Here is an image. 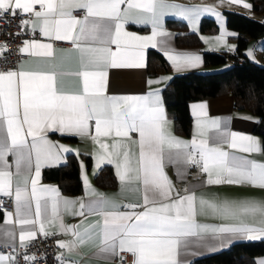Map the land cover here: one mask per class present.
<instances>
[{
  "label": "snow or ice",
  "instance_id": "6c2138e0",
  "mask_svg": "<svg viewBox=\"0 0 264 264\" xmlns=\"http://www.w3.org/2000/svg\"><path fill=\"white\" fill-rule=\"evenodd\" d=\"M228 2L252 8L246 0ZM204 13L223 20L213 6L175 0H0V22L9 28L15 23L18 29L2 34L13 38L31 34L17 47L23 59L0 64V195L14 197L15 212H5L3 222L19 226L20 249H27L38 233L46 238L71 234L72 239L57 241L69 254L98 241L96 255L106 261L182 264L181 251L191 243L215 250L234 239H264V197L197 195L196 190L229 185L264 191V162L222 147L264 154L258 138L221 131L220 120L208 118V105L202 102L192 105L196 130L191 140H184L170 129L159 89L144 95L108 94L109 70L145 68L149 46L163 52L177 72L198 67L200 55L168 46L171 33L164 29V18L179 16L196 31ZM129 25L150 26L151 34L128 31ZM221 28L217 44L225 43L223 23ZM9 55L7 41L0 42V61ZM248 55H253L251 50ZM49 131L90 138L99 146L97 168L114 165L119 194L141 193L142 202L121 205L93 188L87 175L83 178L87 202L63 198L58 188L39 185L42 164L51 165L60 160L61 152L75 151L48 140ZM9 155L14 157L15 172ZM169 165L182 180L189 168L205 179L181 194L165 171ZM14 178H21L15 179V186ZM62 211L101 220L83 228L65 225ZM199 217L221 223H200ZM46 225L58 231H49ZM0 230L6 238L3 246H12L11 253H0V264H19L15 228ZM22 258L25 264L38 259L27 254ZM56 260L78 264L66 260L64 252ZM257 264H264V259Z\"/></svg>",
  "mask_w": 264,
  "mask_h": 264
},
{
  "label": "crops",
  "instance_id": "0c3cea01",
  "mask_svg": "<svg viewBox=\"0 0 264 264\" xmlns=\"http://www.w3.org/2000/svg\"><path fill=\"white\" fill-rule=\"evenodd\" d=\"M175 2L179 4H184V5L213 6L215 7L216 11L222 14V17H223V20L221 22L217 20L216 16L209 14V13H204L200 16L198 24H197V30H196L199 33L201 40H202V43L200 45H178L176 42V28L168 25L167 20L169 18H181V17L174 16V15H168L164 18V29L168 33H171V36L167 38L168 46L170 48L175 49L177 52L195 53L201 56L202 63L198 67L190 68V69L214 70L217 68H221L223 65H226L227 63H229L228 61L226 63H221V64L207 65L203 60V50L204 49L215 48V49L229 50L231 46H234V49L236 47V40L232 37V35H229L228 33L236 34L237 30L229 27L226 24L225 10L242 11L251 16L264 20V12L255 11L253 9L251 0H246L247 3L252 5L251 9H246L240 4H230L228 0H224V3H221L220 0H175ZM204 15H210L216 18V20L219 23V27L217 31H202L200 29L201 18ZM185 21L188 24V21L187 20ZM221 23H223V30L226 33L224 35L225 43L217 44L215 38L221 35V31H222ZM138 26L139 25H129L127 30L131 32H135L138 35H142V36L151 34L150 26H146V25H143V27H138ZM188 27L189 29L192 30L189 24H188ZM202 37L206 38L208 42H205V39H202ZM38 38L43 39L42 37H38ZM149 48H152V47L149 46L148 48L145 49V63H146L145 68H142V69L126 68V69L109 70L108 94L110 95L112 94H115V95H144V94H147L149 91L159 89L161 97H162L163 105H164V108L167 114V118L170 121V129L175 136L181 139H184V140H191L193 137V133L196 130V117L193 115L192 105L206 102L208 105V109H207L208 118L220 120L221 131L227 130L229 132L234 131V132H238L241 134L251 135V136L258 138L262 143L261 135L255 130V127L257 125V122L260 119V116L248 108L235 106L234 97L231 93H226V94L214 96V97L199 98V99L191 100L189 103L190 113L192 116V124H191L190 133L186 135V134H182L178 132L175 128L174 119L169 114L166 108L163 94H162V88L168 82L169 79L162 81L160 83H153L151 85L147 83V81L150 79L157 80L160 77H171L174 73H177V71L171 66V62L168 60L170 62V69L168 71H162L158 73L149 72L148 70V50ZM249 50H251L253 53V55L250 57L264 64V37H261L259 39H250L248 46L245 49L247 54ZM20 59H23V57H21ZM190 69H187V70H190ZM187 70H184V71H187ZM180 72H183V71H180ZM240 117H252L253 119L251 120L241 119ZM93 133H94V128H93ZM0 135H2V133H0ZM63 135L64 134H61L59 132L49 131L47 133V138L54 144L64 145L70 149H74L75 151L61 152L60 160L51 165L42 164L39 185H47V186H53V187L58 188L60 195L63 198L71 199V200L83 199L85 202H87L89 197L86 195V187H85L84 179H83L84 176L87 175L88 181L93 188H95L98 192L104 193L108 197L116 199L121 205H123L124 203L142 202L141 193L125 192L123 195H120L119 194L120 193V183L117 177H116V184L113 186L102 185L96 180V174L104 164H102L99 168H97L96 154L99 151V146L95 145L90 138H81L78 136H75V138H66ZM209 135H211V133H209ZM133 137L136 138V134H133ZM222 147L225 151L233 153L237 156H245L250 159H255L257 161L264 162V154L243 153V152H240L239 150L231 149L226 144L222 145ZM70 153L75 154L78 160L79 172H80V177L82 181V187L78 193H70L68 191H65L62 188L59 181L46 179L44 178V174H43V170L45 167L57 165V164H61L65 162L68 154ZM7 160L10 165H13L12 171L15 172L14 157L9 155L7 157ZM112 167L115 173L114 165H112ZM165 171L168 177L172 180L175 188L181 191V194H183L184 188L189 187V186H193V187L200 186L201 181L205 179L203 176L199 175L198 170L196 168H189L187 175L183 180L177 177L176 169L174 166H171V165L167 166L165 168ZM15 179H21V178H14V186H15ZM196 190H197V195H200L201 193H204V194L219 193L222 195H249V196H254V197H264V191H260L258 189H252V188H241V187H236V186H229V185L210 186V187L200 186V187H196ZM34 207L35 205L33 204V208ZM120 210L128 211V209L123 208V207H121ZM7 211H12L14 213L15 204L13 205L12 210H7ZM7 211L1 212L0 229L15 228L16 233H17L16 240L13 241V245L15 246L19 244V226L4 224L3 222L4 213ZM61 216H62V219L65 225H80L81 228L101 220V218L97 215H87L85 217H81V216H74L70 214L69 212H64V211L61 212ZM13 218L15 219V217ZM198 220L200 223H206V224H212V225H217L221 223V221L218 219L207 218V217H199ZM46 227L48 228L49 231H58V228L50 227L48 225H46ZM56 236H57V241L72 239L71 234L67 236L65 235H56ZM5 239L6 238L3 236L2 230H0V242L4 243ZM236 240H244V239H234L230 243L226 244L225 246H222V247L217 246L215 250L209 249L207 247H203L197 243H191L186 250L181 251L179 259L182 262V264H188L189 261H191L192 259L198 256H201V255L222 249ZM96 243H98V241L90 242L89 244L81 247L78 251H75L71 254H69L67 250L65 249H60L57 244L56 254L59 255L61 252H64L66 260L77 261L78 264H120L119 258H114L112 261H106L102 257L97 256L96 255V251H97ZM0 253L9 254L11 252L0 251ZM128 259L130 260L131 257L129 256ZM262 259H264V253L257 255L255 257L256 264L258 261Z\"/></svg>",
  "mask_w": 264,
  "mask_h": 264
},
{
  "label": "trees",
  "instance_id": "16d2710c",
  "mask_svg": "<svg viewBox=\"0 0 264 264\" xmlns=\"http://www.w3.org/2000/svg\"><path fill=\"white\" fill-rule=\"evenodd\" d=\"M253 9L264 12V0H251ZM226 24L237 30L232 35L236 40L234 50L204 49L203 60L207 65L231 61L220 69H190L174 73L162 88L164 102L173 117L175 128L182 134H189L192 124L189 103L193 99L207 98L231 93L234 105L245 107L260 116L255 130L261 135L264 147V64L250 57L245 49L250 39L264 37V20L237 10H225ZM168 25L176 28L178 45H200L197 31L189 29L181 18H169ZM138 27H143L139 25ZM219 23L215 17L204 15L201 18L202 31H217ZM170 62L157 48L148 50V70L151 73L168 71ZM66 138L75 136L63 135ZM44 178L57 180L65 191L78 193L82 187L78 160L75 154H68L65 162L47 166ZM102 185L116 184L112 165L104 164L96 174ZM2 210H0L1 216ZM264 253V239L236 240L214 252L198 256L188 264H256L255 257Z\"/></svg>",
  "mask_w": 264,
  "mask_h": 264
},
{
  "label": "built area",
  "instance_id": "2783aa9c",
  "mask_svg": "<svg viewBox=\"0 0 264 264\" xmlns=\"http://www.w3.org/2000/svg\"><path fill=\"white\" fill-rule=\"evenodd\" d=\"M18 29L15 27V23L11 28L8 25L0 22V42H4L5 40L8 43V59L6 61H0V64H12L14 61L20 59V56L17 52V47L21 44L23 39L29 38L31 34L21 36L19 38H13L11 36H5L2 33L5 31L15 32ZM0 202L3 204L2 211L12 210L14 205V197H7L0 195ZM4 243L0 242V251L2 252H12V246L4 247ZM17 252L20 253L18 255L17 260L19 264H25L23 261V255H35L37 256V261L35 264H60L59 261L56 260V251H57V236H49L44 237L37 234L36 239L29 245L27 249H20L19 244L15 245Z\"/></svg>",
  "mask_w": 264,
  "mask_h": 264
},
{
  "label": "rangeland",
  "instance_id": "374dc122",
  "mask_svg": "<svg viewBox=\"0 0 264 264\" xmlns=\"http://www.w3.org/2000/svg\"><path fill=\"white\" fill-rule=\"evenodd\" d=\"M254 17V16H253ZM231 64V61H229V63H227L226 65H229ZM225 65H223L222 67H224ZM217 69H220V68H217Z\"/></svg>",
  "mask_w": 264,
  "mask_h": 264
}]
</instances>
